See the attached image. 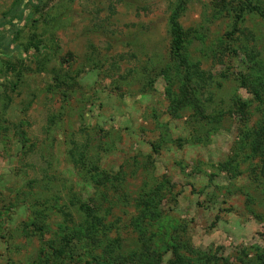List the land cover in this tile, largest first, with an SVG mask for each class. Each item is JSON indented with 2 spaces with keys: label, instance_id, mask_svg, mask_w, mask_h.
<instances>
[{
  "label": "rangeland",
  "instance_id": "1",
  "mask_svg": "<svg viewBox=\"0 0 264 264\" xmlns=\"http://www.w3.org/2000/svg\"><path fill=\"white\" fill-rule=\"evenodd\" d=\"M81 204L77 264L264 263V0L28 7L0 54V264H73Z\"/></svg>",
  "mask_w": 264,
  "mask_h": 264
},
{
  "label": "trees",
  "instance_id": "2",
  "mask_svg": "<svg viewBox=\"0 0 264 264\" xmlns=\"http://www.w3.org/2000/svg\"><path fill=\"white\" fill-rule=\"evenodd\" d=\"M40 0H14L11 4L7 16L0 18V54H5L9 49L12 41L18 34L21 27V21L23 20L28 7L38 5ZM170 32L173 36V46L175 49L179 47V26L175 21H170ZM40 42H37L39 44ZM17 134L20 137L19 142L23 145V137L21 131L17 130ZM20 134V135H19ZM85 217L87 218V224L79 226L70 232L64 239L62 246L55 248L54 253L60 256L62 261L68 259L73 261V264H77L82 259V255L88 256L91 249L90 243L93 239L90 237L93 231V223L96 222V215L89 208L87 204H81ZM98 222V219H97ZM89 239H92L89 241ZM90 259H93V264H115L116 257L112 255V251L103 254L102 259L95 260L93 255H90ZM86 262V261H83ZM87 263V262H86ZM264 264V263H263Z\"/></svg>",
  "mask_w": 264,
  "mask_h": 264
}]
</instances>
